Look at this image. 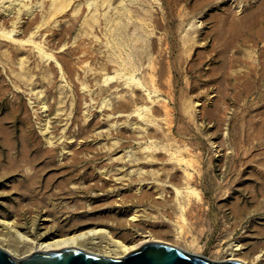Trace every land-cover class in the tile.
Wrapping results in <instances>:
<instances>
[{
    "label": "rangeland",
    "instance_id": "rangeland-1",
    "mask_svg": "<svg viewBox=\"0 0 264 264\" xmlns=\"http://www.w3.org/2000/svg\"><path fill=\"white\" fill-rule=\"evenodd\" d=\"M133 214L264 251V0H0V218L122 238Z\"/></svg>",
    "mask_w": 264,
    "mask_h": 264
},
{
    "label": "bare ground",
    "instance_id": "bare-ground-1",
    "mask_svg": "<svg viewBox=\"0 0 264 264\" xmlns=\"http://www.w3.org/2000/svg\"><path fill=\"white\" fill-rule=\"evenodd\" d=\"M186 175L190 177L189 173ZM176 191V203L180 205L182 210H185L184 204L180 202L182 192L179 189ZM193 191L194 190L191 189V187H187L186 193L188 195ZM138 220L139 216L137 214H133L131 218L127 219L126 223L127 228L132 230V232L125 234V236L122 238H116L114 237V233L112 231L96 227L73 233L61 232L59 236L54 235L49 237V229L46 226H43L41 229L45 228V230L39 233H30L28 231L24 232L22 231L21 225L18 221L0 218V237L6 242L5 244L0 243V247L4 248L14 258L23 259L35 251L60 250L67 247H75L87 252H91V249L85 248L84 244H96L98 243L96 238L101 237L108 239V241H106V244L104 245V250L95 254L106 257H123L126 254L138 249L147 242L171 244L183 249L184 251L190 253L194 252L193 254H199L200 247L193 242L188 241L184 236V231L182 229L176 232L175 240L169 242L160 231H154L145 227H142L143 230L141 231L136 230V227L139 228L140 226V224L137 222ZM243 246L244 245L241 243H235L231 246L230 251L227 250L225 252L226 254L223 253L221 249L215 248L216 250H214V256L207 258L213 261L237 260L244 264H264V251H261L251 257V255L243 251ZM221 254H225V256H222Z\"/></svg>",
    "mask_w": 264,
    "mask_h": 264
},
{
    "label": "water",
    "instance_id": "water-1",
    "mask_svg": "<svg viewBox=\"0 0 264 264\" xmlns=\"http://www.w3.org/2000/svg\"><path fill=\"white\" fill-rule=\"evenodd\" d=\"M0 264H244L237 260L213 261L176 246L147 242L123 257L112 258L75 247L60 250L35 251L23 258H14L0 247Z\"/></svg>",
    "mask_w": 264,
    "mask_h": 264
}]
</instances>
